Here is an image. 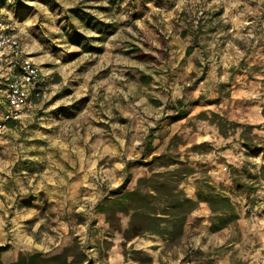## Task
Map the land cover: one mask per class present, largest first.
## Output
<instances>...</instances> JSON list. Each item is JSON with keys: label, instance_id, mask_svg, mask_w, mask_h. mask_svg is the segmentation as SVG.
Listing matches in <instances>:
<instances>
[{"label": "rangeland", "instance_id": "obj_1", "mask_svg": "<svg viewBox=\"0 0 264 264\" xmlns=\"http://www.w3.org/2000/svg\"><path fill=\"white\" fill-rule=\"evenodd\" d=\"M0 8L42 74L22 119L10 121V71L0 68L2 264L66 250L79 254L74 264H264V0ZM150 178L175 189L167 210L162 189L141 188L152 220L185 219L175 237L164 224L125 235L124 194ZM80 181L113 190L87 208L65 206L61 193ZM105 200L117 227L97 208Z\"/></svg>", "mask_w": 264, "mask_h": 264}, {"label": "trees", "instance_id": "obj_2", "mask_svg": "<svg viewBox=\"0 0 264 264\" xmlns=\"http://www.w3.org/2000/svg\"><path fill=\"white\" fill-rule=\"evenodd\" d=\"M71 41L79 45L80 42L77 38L72 37ZM137 58L141 61H155L157 58L156 56L152 54H147L142 51H136ZM14 122H10V125L12 126ZM153 179H140L138 182L137 189L131 192H125V199L129 203L125 209L131 210L133 212V217L131 219L130 225L128 229L125 231V235L127 237H132L133 235H138V233L144 232V231H158V225L164 224L166 226H170L171 229H163V231H166L165 234H167L170 237H175L177 234H181L183 232V226L185 223V219L182 218L179 215H175L172 220L166 221V222H160L157 220L155 222L150 217L151 212H148V209L151 205L148 196H141V188L146 187L147 189H151V192L153 193H160V189L163 190V194L160 195L161 199L163 200V206L164 209H172L174 208L175 202L178 203L177 198L174 196L175 189H171L169 187V184L165 182L160 183H154L153 185ZM124 187H120L116 191L112 192L113 195H119L122 193ZM110 200V199H109ZM105 200V205H99L97 208L99 209L100 213L106 215L107 222L112 225L113 227H117L120 224V218H118L117 214L110 211V206L114 202ZM175 209V208H174ZM163 215L165 214L162 213ZM156 223V224H155ZM7 252L6 247H0V264H2L1 261V255L3 253ZM72 253V254H71ZM69 252L68 250L64 251L61 254L52 256V257H45L41 253H21L18 257V259L13 262L12 264H74L76 263L77 257H79L77 252L74 250L73 252ZM73 258L71 262H69V258Z\"/></svg>", "mask_w": 264, "mask_h": 264}, {"label": "built area", "instance_id": "obj_3", "mask_svg": "<svg viewBox=\"0 0 264 264\" xmlns=\"http://www.w3.org/2000/svg\"><path fill=\"white\" fill-rule=\"evenodd\" d=\"M9 66L8 101L10 106L7 120L22 119L42 74L31 58L24 54L19 36L9 27L0 8V68ZM4 126L0 125V133Z\"/></svg>", "mask_w": 264, "mask_h": 264}, {"label": "crops", "instance_id": "obj_4", "mask_svg": "<svg viewBox=\"0 0 264 264\" xmlns=\"http://www.w3.org/2000/svg\"><path fill=\"white\" fill-rule=\"evenodd\" d=\"M123 185V181L120 178L119 182H117L112 187L119 188ZM113 190V188H109L107 190H102L95 188L94 185H90L88 182H76L72 183L70 186L66 187L61 193L60 198L64 200L65 206L70 202V206L73 208H87V205L96 204L100 200L106 198L108 194ZM103 217L100 214V219Z\"/></svg>", "mask_w": 264, "mask_h": 264}]
</instances>
